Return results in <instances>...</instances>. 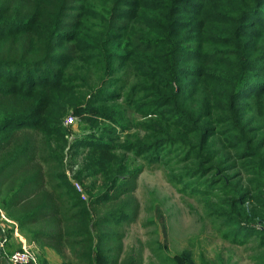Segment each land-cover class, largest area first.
<instances>
[{
  "label": "rangeland",
  "instance_id": "374dc122",
  "mask_svg": "<svg viewBox=\"0 0 264 264\" xmlns=\"http://www.w3.org/2000/svg\"><path fill=\"white\" fill-rule=\"evenodd\" d=\"M158 4L175 10L173 0H146L121 4L128 13L116 15L110 0L68 1L69 19L61 29L67 36L60 39L65 75L59 80L58 101L69 106L64 110L67 119L75 117L66 128L70 147L63 158V175L81 196L71 199L83 203L104 239L98 251L114 264H264V213L258 204L264 205V96L259 97L260 89L252 91L255 87L234 90L235 107L247 105L250 122L242 125L229 113L224 116L208 97L212 83L197 82L194 98L210 99L204 117L215 127L198 151L203 164L197 169L193 150L178 144L183 136L175 127L186 129L187 122L157 114L162 105L155 98L161 95L158 84L173 93L186 87L180 69L186 66V49H197L186 44L185 34L172 32L152 15ZM142 9L145 16L140 18ZM162 44L171 57L165 66L151 58ZM248 96L250 101L241 100ZM85 136L87 142H78ZM159 136L164 141L155 144ZM236 136L242 150L236 149ZM119 169L124 171L119 179L104 177ZM238 181L239 196V188L231 191ZM242 196L237 208L246 231L231 236L238 229V215H231L227 206ZM2 215L10 222L5 223L9 237L14 236L5 254L26 245L38 264H77L73 238L62 257L30 245L29 235ZM0 219L4 221L1 214Z\"/></svg>",
  "mask_w": 264,
  "mask_h": 264
},
{
  "label": "trees",
  "instance_id": "16d2710c",
  "mask_svg": "<svg viewBox=\"0 0 264 264\" xmlns=\"http://www.w3.org/2000/svg\"><path fill=\"white\" fill-rule=\"evenodd\" d=\"M68 1L0 0V210L29 235L30 245L64 257L67 240L73 238L77 264H114L98 251L104 239L94 230L97 225L80 199L76 204L71 199L80 194L63 175L64 153L70 147L63 121L69 106L58 101V90L65 75L60 70L65 59L60 39L67 36L61 29L69 19ZM144 1L110 0V4L117 8L116 15H122L128 12L121 4L127 7ZM173 1L175 10L158 4L152 15L160 17L172 32L185 34L186 44H192L197 53L186 49V66L180 69L186 87L173 93L157 85L161 95L155 98L162 105L157 114L187 122L186 129L175 127L183 136L178 144L193 150L191 158L198 169L203 164L198 151L215 131L204 117L210 109L209 98L224 116L229 113L245 125L250 122L247 105L235 107L234 90L245 85L255 87L252 91L260 89L259 97L264 96V0H222L223 4L220 0ZM144 12L142 9L138 16L143 18ZM160 48L151 58L165 66L171 61L169 48L164 44ZM202 80L212 83L205 102L194 98L197 82ZM256 82H261L257 88ZM230 125L233 129L235 124ZM234 138L236 149L242 150V141ZM86 139L77 138L78 142ZM163 141L162 136L156 137L155 144ZM260 146L264 148L263 139ZM122 171H109L104 177L119 179ZM241 186L238 181L231 191ZM240 193L241 189L238 196ZM243 200L244 196L227 206L231 215H238V229L230 231L231 236L246 231L237 208ZM258 204L264 213V205ZM5 260L0 254V264H8Z\"/></svg>",
  "mask_w": 264,
  "mask_h": 264
},
{
  "label": "built area",
  "instance_id": "2783aa9c",
  "mask_svg": "<svg viewBox=\"0 0 264 264\" xmlns=\"http://www.w3.org/2000/svg\"><path fill=\"white\" fill-rule=\"evenodd\" d=\"M75 118L74 117H68L66 119V126H70V124H74ZM2 219L5 221L4 224L0 223V251L4 252L3 249L7 245V241L9 240V227L5 224H10L9 221L6 220V218L2 215V212H0ZM5 254V252H4ZM6 255V262L8 264H38L37 257L33 255L32 251L27 248V246H24V249L22 251L16 252L14 254H5Z\"/></svg>",
  "mask_w": 264,
  "mask_h": 264
},
{
  "label": "crops",
  "instance_id": "0c3cea01",
  "mask_svg": "<svg viewBox=\"0 0 264 264\" xmlns=\"http://www.w3.org/2000/svg\"><path fill=\"white\" fill-rule=\"evenodd\" d=\"M12 234H13V232H12ZM14 239V236H12V240Z\"/></svg>",
  "mask_w": 264,
  "mask_h": 264
}]
</instances>
